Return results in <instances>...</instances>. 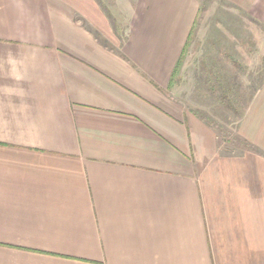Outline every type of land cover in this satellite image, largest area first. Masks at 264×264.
I'll return each mask as SVG.
<instances>
[{
  "label": "crops",
  "instance_id": "crops-1",
  "mask_svg": "<svg viewBox=\"0 0 264 264\" xmlns=\"http://www.w3.org/2000/svg\"><path fill=\"white\" fill-rule=\"evenodd\" d=\"M202 5L0 0V264H264V106L174 102Z\"/></svg>",
  "mask_w": 264,
  "mask_h": 264
},
{
  "label": "rangeland",
  "instance_id": "rangeland-1",
  "mask_svg": "<svg viewBox=\"0 0 264 264\" xmlns=\"http://www.w3.org/2000/svg\"><path fill=\"white\" fill-rule=\"evenodd\" d=\"M198 14L180 61L191 82L189 98L174 102L221 135L237 127L247 100L254 110L264 106V7L248 10L234 0H203ZM198 84L202 96L195 98Z\"/></svg>",
  "mask_w": 264,
  "mask_h": 264
},
{
  "label": "trees",
  "instance_id": "trees-1",
  "mask_svg": "<svg viewBox=\"0 0 264 264\" xmlns=\"http://www.w3.org/2000/svg\"><path fill=\"white\" fill-rule=\"evenodd\" d=\"M179 63H180V60H178V61H177V64H176V69H177V67H178Z\"/></svg>",
  "mask_w": 264,
  "mask_h": 264
}]
</instances>
